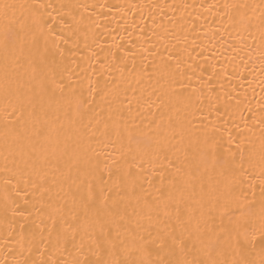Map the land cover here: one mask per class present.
I'll return each instance as SVG.
<instances>
[{"label": "snow or ice", "instance_id": "obj_1", "mask_svg": "<svg viewBox=\"0 0 264 264\" xmlns=\"http://www.w3.org/2000/svg\"><path fill=\"white\" fill-rule=\"evenodd\" d=\"M168 7L175 9L176 5ZM181 7L185 10L193 8L190 15L195 18L189 21V31L197 33L200 15L195 13L196 5L185 4ZM200 7L208 13L218 7L223 8L224 14L220 19L223 22L224 17H227L229 28L239 31H251L255 28L259 31L262 45L260 59L264 75V0H260L258 5L224 3L218 6L212 3L201 4ZM98 8L102 15H105L102 11L105 8L109 13L113 8L118 9L122 15L116 23L119 26L123 22L124 33L128 36L131 35L130 29H138L140 33H144L147 21L144 20L143 8L139 4H87L62 0L58 5L51 2L16 5L0 0V52L3 53L5 68L15 64L19 54L26 49L30 53H39L41 62L50 69L49 78L41 83V95L37 101L42 110L46 107L55 112L67 103L74 109V124L94 128L104 138L115 137L121 149L119 160L113 158L111 166L105 164L101 168L97 162L91 164L83 173L84 179L81 183L84 191L79 195V208L83 212L84 222L69 226L73 233L71 240L66 234L69 230L65 227L66 222H61L58 227L57 220L45 212L44 195L48 189L44 184L48 176L47 169L55 165L44 155L43 148L31 149L29 179L23 182V187L19 182L13 185L11 179H5V197L0 209L8 225L9 235L18 231L21 240L26 239L29 244L25 248L17 242L20 258H16L17 249L9 247L6 242L5 251L13 255L12 264H264V116L259 121L262 144L257 162L254 149L245 147L246 142L250 143L244 131L248 128L249 118L239 112L240 102L237 101L236 106L231 109L228 105L222 109L219 95L212 98L216 84H219V90L223 92L225 82L232 81L236 74V56H224V65L220 67L212 63L215 58L213 49L216 48L212 41L219 33V28L204 43L197 44L196 39H193L191 51L184 50L188 57L186 60L171 51L166 56L158 53L153 44L152 53L159 55L160 63L144 65L142 62L141 72L135 73L133 62L136 83H140V78L149 68L152 69L150 75L157 77V83L160 80L165 82L157 99L161 104L174 109L176 118L169 115L168 134L164 135L160 134L163 118L159 122L149 119L146 123L144 119H140L137 123L136 118L131 116L130 107L127 119L122 116L114 119L111 107L107 120L100 117L92 105L97 95L103 97L106 94L107 85L101 87L99 78L95 86L89 78L88 99L84 98L83 91H78V87L82 86L73 83L71 75L67 76L68 83H65L69 61L75 63L74 58L81 53L79 33L80 23L84 19L81 13L91 9L88 19L92 20ZM17 9L23 10L19 18L16 16ZM247 9H252L253 13L258 9L259 16H249ZM138 12L141 14L140 24H136L135 19L129 24L126 18L129 15L134 18ZM77 14H80V21L76 19ZM148 16L153 18L151 12ZM93 25L94 28L100 27L95 22ZM115 31V28L111 29L109 34ZM90 37L92 43L103 51L98 34L91 31ZM112 39V47L118 50L126 51L125 45L136 47L123 34L113 36ZM141 47L144 52L149 51ZM229 47L236 50L234 45ZM84 49L90 50L87 42L84 43ZM108 51L115 59L111 48ZM98 56V53L92 51L91 56L87 57L88 67L85 71L90 70L95 75L96 65L100 69L105 68V63ZM132 56H135L134 52ZM81 59L85 57L81 56ZM93 60L96 65H93ZM197 73L201 87L193 89L188 82ZM133 91L135 94L136 90ZM205 91L209 101L206 112L199 107ZM144 95L141 91L138 102ZM151 95L152 93H148L149 99L144 100L149 108L152 107ZM225 95L231 96V93ZM194 104L201 117L199 126L196 127L188 119L189 114L196 115L189 112ZM237 113L241 123H235L234 117ZM213 114L215 119H209ZM65 115L68 116V113L65 112ZM224 117L227 119H223ZM221 120L223 122L218 123ZM229 123H232L231 128L228 127ZM251 131L248 129L249 133ZM35 135H43L47 139L46 133L37 131ZM132 144L136 145L135 149L131 147ZM37 152L39 154L34 155ZM169 153L179 160V165L169 158ZM157 168L160 169L158 173ZM167 168H175V172L168 179L170 189L176 187L177 177L183 189L193 194L199 189L200 211L195 222L193 223L190 212L187 217L181 214L178 204L170 212L171 198L163 201V220L160 216V204L147 202L140 212H133L134 218L129 217L126 202L133 198L140 176L151 171L159 177L163 186ZM4 170L10 171L7 158ZM73 203H77L75 196ZM122 204L125 205L123 209ZM45 215L50 226L45 223ZM72 218L78 220L76 214ZM169 220L174 221V224L168 223ZM142 221H147V226ZM153 224L156 226L155 235L150 230ZM53 230H56L55 242ZM77 234L80 237L78 244L75 242ZM69 243L76 250V254L71 259H54L57 252L61 251V244L64 245L63 251H67ZM33 249L36 259L31 258ZM25 251L28 252V257L24 256ZM0 264H9L7 255L0 258Z\"/></svg>", "mask_w": 264, "mask_h": 264}, {"label": "bare ground", "instance_id": "obj_2", "mask_svg": "<svg viewBox=\"0 0 264 264\" xmlns=\"http://www.w3.org/2000/svg\"><path fill=\"white\" fill-rule=\"evenodd\" d=\"M7 2L16 5L51 2L53 5H58L62 0H7ZM63 2H67V0H63ZM72 2L139 4L142 6L143 17L147 21V26L144 33H140L138 29L135 31L130 29V36L124 33L123 22L119 26L116 23L122 15L118 9L113 8L109 13V10L105 8L102 10L105 15H102L101 10L98 8L95 10L92 20L88 19L89 14L92 12L91 9H89V12H82L84 19L80 23L79 33L81 53L80 56L74 58L75 63L69 61L68 70L65 73V83H68L67 76L71 75L72 82L82 86L78 87V91H83L84 98L88 99L89 78L93 86L99 78L101 87L107 85L106 94L103 97L97 95L92 105L100 117L107 120L111 107V114L114 119H119L121 116L127 119L130 107L131 116L136 118L137 123L140 122V119H144L146 123L149 119H156L159 122L163 118L164 123L160 129V134L164 135L168 134L169 115L173 119L176 118L175 110L161 104L160 100L157 99V96L160 95V88L164 86L165 82L160 80L157 83V77L150 75L152 69L149 68L148 71L143 73L140 83H136L133 62L135 63V73L141 72L142 62L144 65H150L153 62L160 63L159 55L152 53L153 44H155L158 53H163L166 56L167 52L171 51L179 55L182 60H186L188 57L184 50L191 51L193 39H196L197 44L204 43L219 28V33L212 41L216 44V48L213 49L215 58L212 63L220 67L224 65V56L229 54L236 56L234 62L236 74L232 81L225 82L223 92H220V86L216 84V91L212 94V98L215 99L219 95V104L222 109L225 105H228L231 109L236 106L237 101L240 102L239 112H243L244 117L249 118L248 128L244 131L250 143L246 142L245 147L254 149L256 160L259 162L262 144L259 121L264 116V91H262L264 89V75H262V62L260 59L262 48L260 33L255 28L251 31H239L229 28L227 17H224L223 22L220 19L224 14L223 8L218 7L212 13H208L200 5L212 3L218 6L224 3L258 5L260 0H72ZM173 4L176 5L175 9L168 7V5ZM185 4L196 5L195 13L200 15V20L197 21V28L199 29L197 33L189 31V21L195 18L190 14L194 10L191 7L186 10L182 8L181 6ZM155 5L159 7H154ZM21 11L23 10L17 9V18H19ZM246 11L249 16H253V14L259 16L258 9L254 13L252 9ZM149 12L152 13L155 23H153V18L148 16ZM140 17L141 14L138 12L134 18L129 15L126 19L129 24L135 19L136 24L139 25ZM76 19L80 21V14H77ZM93 22L98 23L100 27L94 28ZM253 22L257 23L255 20ZM113 28L116 31L110 35L109 33ZM226 28L227 31H225ZM91 31L98 34V40L103 46V51L92 43ZM122 34L127 36L136 47L132 48L131 45H125L126 51L113 48L112 37ZM85 42L90 45V50L84 49ZM229 45H234L236 50L233 51ZM141 46L149 51L144 52ZM207 46L211 47V45ZM109 48L115 54V59L109 55ZM40 50L41 52L43 50V41L40 42ZM92 51L98 53L99 60L105 63V68L100 69L96 65V61H92L97 69L95 75L90 70L85 71L88 67L87 57L91 56ZM133 52L135 53L134 57L132 56ZM81 56L85 59H81ZM106 57L107 59H105ZM197 60L203 63L199 57H197ZM33 68L35 71H33ZM49 72L50 69L41 62L40 54L35 51L30 53L26 49L22 54H19L18 61L7 68H5L3 53L0 52V209H2L5 197V179H11L13 185L19 182L20 186L23 187V182L29 179V165L31 163L29 154L31 149L33 147L37 150L43 148L45 150L44 155L55 165L47 169L48 176L44 184V187L48 189L44 195L45 212L51 214L52 218L57 220L58 227L61 222H66L65 227L69 228L66 234L71 240L73 233L69 226H75L78 223L83 224L84 222L83 212L79 208V195L84 191V185L81 183L84 179L83 173L91 164L97 162H99L101 168L105 164L111 166L113 158L119 160L121 149L120 144L115 141V137L104 138L94 128H85L74 124L72 118L74 109L67 103H64L61 109L55 112L46 107L42 110L40 103L37 101L41 95V83L49 78ZM229 72L231 74V68ZM206 76L207 73H205ZM198 77L199 73L188 82L191 88L199 89L201 87V81ZM133 90H136L135 94ZM141 91L145 95L138 102ZM148 93H152L150 98L152 107L150 108L144 104V100L149 99ZM225 93H231V96H226ZM207 97L208 93L205 91L201 97L202 104L199 106L205 112L209 103ZM129 102L131 103L129 104ZM65 112L68 113V116L65 115ZM189 112L196 113V115L189 114L188 119L193 121L194 127L199 126L201 117L198 107L194 104ZM209 119H215V114ZM223 119H227V117ZM234 120L235 123H241L238 113L235 115ZM222 122L223 120L218 121V123ZM241 126L243 127L242 124ZM228 127L231 128L232 123H229ZM248 129L252 131L249 133ZM37 131L46 133L47 139L43 135L37 137L35 135ZM131 147L135 149L136 145L132 144ZM38 154L39 152L34 155ZM177 155L181 154L177 153ZM6 158L10 171L4 170ZM169 158L179 165V160H176L171 153H169ZM13 160L15 163H13ZM156 171L158 173L160 169L157 168ZM256 171L258 172L259 169L257 168ZM174 172L175 168L165 170L163 186L159 177L151 171L143 173L138 180L133 198L126 202L128 216L133 217L134 211L140 212L144 208L145 202H147L153 205L160 204V216L163 220V201L171 198L169 211L171 212L178 204L181 214L187 217L190 212L194 223L200 211V204L198 203L199 189L195 194L183 189L178 177L176 178V187L170 189L168 179ZM69 175L71 179H69ZM105 176H107V173H105ZM8 187L10 190L11 185ZM74 196L77 199L76 204L73 203ZM124 206L122 204L121 208L123 209ZM73 214L78 216V220H73ZM44 218L45 223L50 226L47 215ZM142 222L147 226V221ZM168 223L174 224V221L169 220ZM218 224L219 221L217 220ZM150 230L155 235V224ZM55 231L53 230V242H55ZM79 239V234H77L75 241L77 244ZM193 239H195L194 235ZM6 242L9 247L17 249L16 258H20L18 255L19 244H23L25 248L29 246L26 239L21 240L18 231L11 232L9 235L8 225L4 221L2 213H0V258L7 255L9 264H12L13 255L5 251ZM63 248L64 245L61 244V251L57 252L56 256L53 257L54 259H71L76 254V250L71 243L68 244L67 251H63ZM24 256L28 257L27 251L24 252ZM31 258H37L34 249Z\"/></svg>", "mask_w": 264, "mask_h": 264}]
</instances>
